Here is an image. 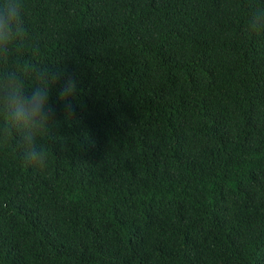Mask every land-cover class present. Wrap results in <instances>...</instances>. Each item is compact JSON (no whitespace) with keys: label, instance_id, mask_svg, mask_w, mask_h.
Here are the masks:
<instances>
[{"label":"trees","instance_id":"obj_1","mask_svg":"<svg viewBox=\"0 0 264 264\" xmlns=\"http://www.w3.org/2000/svg\"><path fill=\"white\" fill-rule=\"evenodd\" d=\"M24 4L61 78L47 167L0 142V264H264V0Z\"/></svg>","mask_w":264,"mask_h":264},{"label":"clouds","instance_id":"obj_2","mask_svg":"<svg viewBox=\"0 0 264 264\" xmlns=\"http://www.w3.org/2000/svg\"><path fill=\"white\" fill-rule=\"evenodd\" d=\"M24 0H0V142L12 139L16 154L37 170L47 167V140L53 120L52 88L61 78L59 66L30 64L25 70L13 52L27 34ZM248 29L264 31V8L253 9ZM31 81V82H29ZM78 91L73 76L64 79L58 98L66 112Z\"/></svg>","mask_w":264,"mask_h":264}]
</instances>
